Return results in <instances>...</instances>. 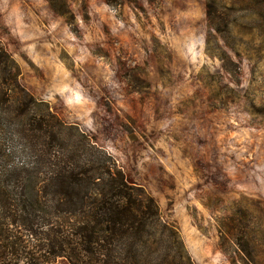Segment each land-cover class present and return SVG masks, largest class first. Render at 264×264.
<instances>
[{
	"label": "rangeland",
	"instance_id": "374dc122",
	"mask_svg": "<svg viewBox=\"0 0 264 264\" xmlns=\"http://www.w3.org/2000/svg\"><path fill=\"white\" fill-rule=\"evenodd\" d=\"M53 1L0 0L20 87L154 200L192 264H264V0Z\"/></svg>",
	"mask_w": 264,
	"mask_h": 264
},
{
	"label": "trees",
	"instance_id": "16d2710c",
	"mask_svg": "<svg viewBox=\"0 0 264 264\" xmlns=\"http://www.w3.org/2000/svg\"><path fill=\"white\" fill-rule=\"evenodd\" d=\"M235 228L230 223L224 233L233 239ZM245 254L244 264H254ZM60 260L192 264L154 200L91 139L20 87L0 43V264Z\"/></svg>",
	"mask_w": 264,
	"mask_h": 264
}]
</instances>
